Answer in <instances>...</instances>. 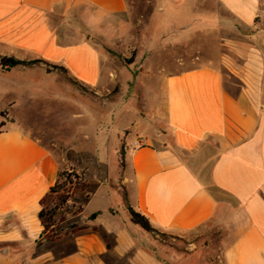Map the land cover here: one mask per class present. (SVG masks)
<instances>
[{
	"label": "crops",
	"instance_id": "crops-1",
	"mask_svg": "<svg viewBox=\"0 0 264 264\" xmlns=\"http://www.w3.org/2000/svg\"><path fill=\"white\" fill-rule=\"evenodd\" d=\"M185 1L176 17L189 20L186 31L219 30L226 48L219 62L158 72L143 115L121 131L123 207L109 202L92 221L47 241L41 201L68 165L14 113L4 122L0 264H183L156 251L151 232L184 240L207 230L222 234L217 264H264V0ZM126 10V0H0V57L62 68L99 90L110 81L103 45L128 37ZM36 65L13 69L41 72ZM127 208L151 231L133 224Z\"/></svg>",
	"mask_w": 264,
	"mask_h": 264
},
{
	"label": "rangeland",
	"instance_id": "rangeland-1",
	"mask_svg": "<svg viewBox=\"0 0 264 264\" xmlns=\"http://www.w3.org/2000/svg\"><path fill=\"white\" fill-rule=\"evenodd\" d=\"M183 2L186 1L126 0L123 17L128 37L112 48L103 45V69L110 72V81L99 90L84 87L64 72L47 71L38 64L36 68L41 72L0 68V128L14 113L25 132L64 160L66 171L80 177L86 186V193L70 192L71 199L55 215L54 232L64 234L75 227V221H92L104 205L123 207L126 165L122 145L128 142V132L121 131L130 120L143 115L145 99L156 91L158 72L198 67L207 57L220 61L226 48L225 35L212 28L200 29L199 24L186 31L189 20L176 17ZM188 5L191 3L183 7ZM197 17L191 14L188 18ZM197 31L201 33L196 36ZM260 82L264 85V76ZM13 95L20 97L15 99ZM11 102L15 104L10 105ZM55 197L46 198L44 210L55 205ZM81 208L84 213L75 219ZM150 236L156 251L179 255L183 264L219 261L222 234L215 230L197 231L184 240L158 232H151ZM46 250L59 252L54 248Z\"/></svg>",
	"mask_w": 264,
	"mask_h": 264
},
{
	"label": "trees",
	"instance_id": "trees-1",
	"mask_svg": "<svg viewBox=\"0 0 264 264\" xmlns=\"http://www.w3.org/2000/svg\"><path fill=\"white\" fill-rule=\"evenodd\" d=\"M38 63L39 61L25 62L13 58L0 57V68L2 70H9L17 67H28L31 65H36ZM52 69L65 73V70H63L62 68L52 67ZM47 71H49V69ZM80 181V177L74 174H69L67 171H61L59 173V177L55 186L50 189L48 195L41 201L42 209L39 213V218L43 227V235L47 241H56L59 239L60 234L52 230L55 227V215L58 211L65 208L68 200L71 199V193L77 194L85 191L86 186ZM51 195H56V197L54 198L55 205L49 210H44L43 205L46 201V198L50 197ZM127 210L130 214L131 222L133 224L140 226L145 231H151L149 224L142 216L134 213L130 208H127Z\"/></svg>",
	"mask_w": 264,
	"mask_h": 264
}]
</instances>
